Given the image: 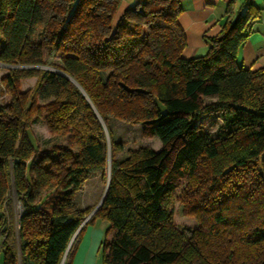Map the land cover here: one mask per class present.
<instances>
[{
    "label": "trees",
    "instance_id": "obj_1",
    "mask_svg": "<svg viewBox=\"0 0 264 264\" xmlns=\"http://www.w3.org/2000/svg\"><path fill=\"white\" fill-rule=\"evenodd\" d=\"M120 2L0 0V63L22 66L1 78L0 224L12 216L11 181L22 213L18 242L0 228V264H66L97 217L106 264H264V67L237 62L259 9L249 0L231 19L227 6L207 52L185 58L179 0H135L114 25ZM29 76L34 90L19 91ZM41 111L62 141L47 150L29 135ZM215 111L213 138L204 122ZM110 119L141 124L161 147L115 157L123 144ZM102 122L109 185L81 226L93 208H76L75 193L91 174L107 179ZM179 189L200 223L188 233L174 220Z\"/></svg>",
    "mask_w": 264,
    "mask_h": 264
},
{
    "label": "crops",
    "instance_id": "obj_2",
    "mask_svg": "<svg viewBox=\"0 0 264 264\" xmlns=\"http://www.w3.org/2000/svg\"><path fill=\"white\" fill-rule=\"evenodd\" d=\"M248 1L179 0L180 10L177 13V21L186 41L181 55L190 58L205 54L210 45L209 39L221 31L222 24L227 18V6L230 5L229 17L233 19L237 14L245 12ZM250 1L259 10L257 17L247 27L246 39L238 48L237 62L244 68L255 70L264 67V0ZM134 4L135 0H121L114 15L113 24L116 25L124 12L133 7ZM76 194L77 192L74 197ZM97 203L90 205V207L94 210ZM88 206L84 205L77 208L84 209ZM92 211L87 215L86 220L92 215ZM106 227L107 223L87 224L75 242L66 264H106L102 257V242L105 238ZM111 235L109 233L107 238H111Z\"/></svg>",
    "mask_w": 264,
    "mask_h": 264
},
{
    "label": "rangeland",
    "instance_id": "obj_3",
    "mask_svg": "<svg viewBox=\"0 0 264 264\" xmlns=\"http://www.w3.org/2000/svg\"><path fill=\"white\" fill-rule=\"evenodd\" d=\"M156 44V41H153ZM44 55L47 56V51L44 52ZM12 68H22L20 65H3L0 63V105H5L9 102L10 96L5 89L4 84L1 82L2 76L8 74L10 69ZM34 68H44L43 66ZM38 76H29L23 77L19 79L18 87L19 91L32 93L34 90L35 84L37 82ZM214 99L206 98L205 102L210 103ZM35 117V121L30 123L29 126V135L31 140L37 147L41 150H47L54 143H61V139L57 136H50L45 124V112L41 111L39 114L33 115ZM110 127H111V136L114 140L119 141L123 144V150L118 151L115 154L117 158H123L128 151L136 150L140 147H149L154 150H158L161 147L160 141L155 137H145L142 132L141 124H130L123 120L118 119H110ZM204 126L206 127V131L209 135L215 138L220 130L221 126V116L220 111H215L209 114V117L205 120ZM108 135L109 145H110V136ZM106 136V134H105ZM110 149V148H109ZM109 160H110V150H109ZM108 165L105 169V173H107L108 177ZM12 179V177H11ZM107 180V179H106ZM106 180L102 177L101 172H97L88 176L86 179L82 189L77 192L76 196L73 199L75 207L84 206V205H93L96 202L99 203L100 196L103 193V189L106 185ZM180 189L176 192V200L173 204L174 210V220L176 224L185 232L188 233L189 230L198 228L200 223H198L197 219L194 216H189L185 214L182 204L179 202L180 198ZM9 196L12 201V216L9 218L8 223L6 225H1V230L11 229V232L15 234L16 240L18 242V228H19V217L22 213L21 203L18 201L13 181H11V189ZM97 203V205H98ZM96 205V206H97ZM96 206H94L96 208ZM100 224L107 223L105 220L97 217L95 218L91 224ZM2 235L0 234V240ZM75 238V237H74ZM65 259V258H64ZM64 261H62L63 264Z\"/></svg>",
    "mask_w": 264,
    "mask_h": 264
},
{
    "label": "water",
    "instance_id": "obj_4",
    "mask_svg": "<svg viewBox=\"0 0 264 264\" xmlns=\"http://www.w3.org/2000/svg\"><path fill=\"white\" fill-rule=\"evenodd\" d=\"M2 64V63H1ZM3 65H5V66H7L6 64H3ZM57 72H59V73H61V74H63L62 72H60V71H57ZM102 125H103V127H104V130H105V134H106V141H107V148H108V161H109V165H108V177H107V180H106V185H105V189H104V192H103V194H102V196H101V198H100V201H99V203H98V205L96 206V208H94V210L92 211V213L91 214H93V212L98 208V206L102 203V201H103V198H104V196H105V193H106V190H107V188H108V185H109V177H110V160H109V139H108V135H107V133H108V131H107V129H106V127H105V125L103 124V122H102ZM90 214V215H91ZM86 222V219L84 220V222L81 224V226L84 224ZM81 226L78 228V230L75 232V234H74V236H73V238H72V240H71V242L73 241V239H74V237L76 236V234L78 233V231L80 230V228H81ZM2 230H4V229H2ZM63 260H64V258H63Z\"/></svg>",
    "mask_w": 264,
    "mask_h": 264
}]
</instances>
